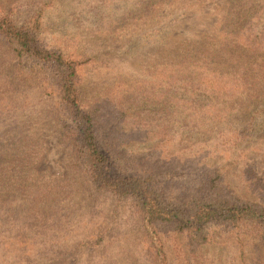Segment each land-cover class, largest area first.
<instances>
[{
	"label": "rangeland",
	"instance_id": "374dc122",
	"mask_svg": "<svg viewBox=\"0 0 264 264\" xmlns=\"http://www.w3.org/2000/svg\"><path fill=\"white\" fill-rule=\"evenodd\" d=\"M237 1L0 0V16L12 12L19 27L34 23L41 48L76 65L83 104L128 110L121 147L137 159L138 174L149 172L171 196L184 188L190 197L204 192L200 183L218 169L225 193L264 208V63L253 64L245 86L225 70L237 58L231 47ZM248 1L259 17L264 0ZM6 58L0 62V264H151L133 203L90 192L55 133L48 90L28 88L13 73L9 86L6 71L16 61ZM217 72L230 93L209 98ZM47 73L51 79L53 69ZM186 76L197 85L180 84ZM251 79L258 80L254 88ZM25 123L32 126L25 128L27 141L9 143ZM151 148L159 155L141 156ZM100 232L101 245L89 248ZM158 233L167 264H194L181 234L167 225ZM196 249L209 260L237 256L233 241ZM246 250L250 255L249 244Z\"/></svg>",
	"mask_w": 264,
	"mask_h": 264
},
{
	"label": "trees",
	"instance_id": "16d2710c",
	"mask_svg": "<svg viewBox=\"0 0 264 264\" xmlns=\"http://www.w3.org/2000/svg\"><path fill=\"white\" fill-rule=\"evenodd\" d=\"M254 4L255 1L251 3L248 0L236 2L238 15L235 16V21L238 24L235 22L234 26L236 25L238 32L231 47L237 58L225 70L238 77L235 81L237 87L243 83V86L249 84L247 76L256 72L252 67L254 63H264V26L259 31L255 30L263 21L261 17L264 18V12L258 11L259 17H256ZM11 13L7 11L0 16V62L6 57L10 62L16 61L6 71L9 86L13 87L15 74L17 80L26 83L28 88L38 85L41 89L48 90L53 128L67 143L74 156L77 174L91 193L109 197L111 201L127 199L133 203L140 216V224L145 229V246L152 258L151 264H167L158 233L163 225L170 226L174 232L183 236L191 251L189 253L193 255L194 264H264V208L261 205L225 193L218 169L209 172L204 183H200L206 190L201 193L196 189L190 197L186 196L189 191L184 188L182 195L171 196L169 190L158 186L155 176L143 169L144 172L138 174L140 168L136 164L137 159L121 147L125 142L121 140L125 133L123 135L121 132L124 131L128 110L111 102L98 107L83 104L78 90L80 77L76 65L62 54L42 49L36 38L34 23L19 27L11 19ZM243 59L247 60L248 66ZM49 68L53 69L51 79L47 73ZM218 74L221 73L217 72L209 79V98L218 97L216 93L222 94L223 89L225 96L230 93ZM261 75L260 82L264 80V74ZM255 77H258L257 73ZM0 79H3L1 73ZM196 81L195 77L186 76L179 83H184V87L191 85L188 87L191 88L197 85ZM256 81L258 80H250L253 88L257 85ZM189 106L191 110L196 109L190 103ZM9 109L15 108L10 105ZM213 110L217 115L216 107ZM103 124L105 129L101 131L99 126L103 127ZM26 127L32 126L25 123L21 128L14 129V133L8 138L9 143H25L29 134L25 132ZM144 134L141 133V137ZM157 151V148H151L141 156L155 157L159 155ZM103 235L104 232L97 234L95 242L88 247H99L103 242ZM218 241H233L237 256L229 262L209 260L203 258L196 249L204 245H216ZM11 243L15 245V239H11ZM248 244L251 248L250 255L246 250ZM19 245L25 246L21 241Z\"/></svg>",
	"mask_w": 264,
	"mask_h": 264
}]
</instances>
